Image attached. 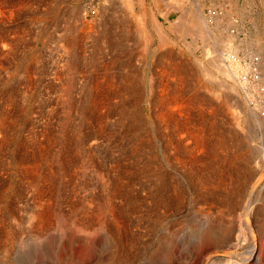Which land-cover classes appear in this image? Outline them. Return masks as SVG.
Instances as JSON below:
<instances>
[{
	"label": "rangeland",
	"instance_id": "1",
	"mask_svg": "<svg viewBox=\"0 0 264 264\" xmlns=\"http://www.w3.org/2000/svg\"><path fill=\"white\" fill-rule=\"evenodd\" d=\"M192 1L184 0V8L179 10L168 0H161L162 4L156 3L155 0H135L134 8L127 11L122 7L120 0H112L110 3L109 0H106L95 12H85L86 0H9L10 4L8 3L5 8L0 9V12L7 16L9 21L6 24L11 26H0L1 28L14 31L17 29V32H24L23 41L17 46L9 47L8 57L0 60V101L1 97L9 94L10 90L16 89L15 91L18 90L19 94L21 93L17 107L12 106L16 119L13 123L11 122L5 136L8 146L3 147L0 153V264H204L203 260L208 253H212V261L209 264H264V225L258 231V236L256 234L255 248L252 249V246L246 248L247 244L251 245V236L245 227L244 208H242L245 203L248 205L252 212L248 221L257 226L261 217L260 212L262 213L264 208V158L262 156L264 155L262 152L264 150V125L258 126L255 117L260 116L264 119V115L261 114L264 112V95L258 96L255 93H249L247 96L239 88H236L237 93H232L227 88H221V81L230 86H235V81L219 74L212 64L216 55L214 50L217 48L215 41L223 37L221 28L220 30L216 28L217 22L229 23L227 26L229 31L238 32L237 43L242 41L244 51L240 53V56H245L249 50L252 54L255 53L256 56L262 58L260 72L264 86V50H260L258 42V40L261 41L264 46V0H199L200 3L205 1L203 12L207 20V30L210 29L213 38L205 39L196 35L197 33L191 31L189 23H187L188 25L184 23V31L187 28L183 35L184 43L179 38L177 31L182 28L180 18H183V14H185L183 12H194ZM211 9L213 10L210 11ZM1 16L3 15L0 14V22L2 21ZM8 17L12 19L10 20ZM152 19H156L168 31L170 39L174 41L172 46L158 49V37L150 25ZM124 29L127 31L128 39L122 35ZM142 29H147L149 36L153 38L151 46L145 50L147 54L144 53V41L140 36ZM67 33L74 34L77 38L84 36L86 38L79 44L80 47L77 46L79 48L70 54L71 56L65 55L61 47ZM103 35L110 37L111 40L113 37H117V40H113V42L117 43L118 45L115 46L118 47L113 48L110 43L99 42V38ZM204 45H207L208 48ZM191 46L194 51L190 49ZM154 51L156 52L154 53ZM207 51H209L208 54H206ZM165 52L170 54V58L167 59V62L160 63V57ZM68 60L69 63L77 64V69L72 70L75 73L74 77L67 73L65 63ZM196 60H202L204 67L206 66L205 69L211 71L213 77L217 78L211 80L205 77L201 74L203 70L200 69L196 79L198 82H196L193 75L192 77L180 72L181 86L179 78L169 70L167 71L168 65L170 68L180 64L184 68H188V65L190 68L192 66L197 68ZM111 61L117 62H115L116 65L111 66V73L109 72L111 76L123 73L122 69H124L125 63H128L129 70L137 76L135 85L138 91L134 115L139 118L137 120L139 121L138 134H131V136L128 134L125 135V138L116 135V133L110 134L113 132L112 130L123 134L125 128L121 127V123L118 124L119 115L118 113L114 114L118 100L117 98L114 99L117 101L112 99L115 93L109 90L113 94L107 98L108 100L105 99L108 102L106 106L108 108V106L115 105L114 108L112 107L115 110L110 112V119L108 118L105 122V134L95 138L93 137L95 133L93 126L98 127L97 120L92 116L85 118L86 115L82 112V108L84 111L87 106V96L91 91L88 81L94 80L93 82L96 83L100 81L101 85H106L108 77L104 71H106L107 63ZM11 67L12 69H10ZM28 70L30 73L32 70L34 71L30 74L27 72ZM23 73L26 74V78ZM102 80L105 81L104 84ZM68 82L70 84L74 82L73 99L77 102L75 107L78 112L69 109L64 97L65 90L62 86ZM251 82L250 80L249 85ZM28 86L31 88L30 90ZM209 90H218L217 97H220H213ZM6 91L7 93H5ZM105 93L107 95V90ZM181 93L184 94L183 97ZM179 96L188 105H182L180 100L177 101L176 98L179 99ZM196 97H203L206 101L212 100L213 97V100L210 105L206 106L205 102L203 104ZM163 98L165 101L167 100L168 108L171 105V110L166 109V106L162 108L160 103ZM223 98L230 99L234 108L242 106V114L237 115L240 120L236 117L239 124L234 123L232 119L235 114L234 108L232 107L231 111V109L227 110L222 106ZM246 98H248V102ZM180 105L184 111L181 109L182 118H179L188 126L192 125L193 127L190 126V129L192 128L193 131L203 123L206 124L207 121H215L219 126L217 130L219 137L222 133H229L237 145L230 143L226 152L222 153L224 156L234 160L239 156L238 153L241 155L242 152H247L241 158L242 160H237V164L241 165L240 167L247 172L246 175L249 178H245L243 189L238 191V207L231 218L227 215L226 210L223 212L225 218L222 219L215 209L208 213L202 212L199 209L201 204L197 202L195 192L189 191V186L182 181L181 174L184 173V169L177 164L172 150L167 147V142L170 137L174 140L177 139L178 134L185 137V139L183 138L185 143H191L192 139L186 135L189 134V130L183 129L184 131L181 132L178 130V121L164 120L162 116L167 111L170 115L180 112ZM203 112L205 113L203 114ZM194 115L196 116L194 117ZM175 118L178 116L176 115ZM87 119H89L88 122ZM35 133L38 135L35 136ZM68 137L70 141H67ZM74 138L77 142L72 141ZM38 140L43 143V155L49 154L52 158L50 159L52 160L51 166L46 163L42 164L41 176L45 177L48 176L47 173L54 172V182L47 180L49 188L53 189L55 194L49 203H51L53 212L56 213V220L54 219L50 229L41 233L33 227L31 214L48 206L49 198L47 196L46 200V196H44L42 201L36 199L37 192L35 193V190L37 191L38 187L32 184L31 178L24 175L18 165V158L21 155L16 153L18 158L16 159L15 155L13 156L15 160L12 159L13 150L18 144L20 146L21 142L27 143L30 146L28 150L31 152L36 147L33 141ZM66 142L71 144L68 145ZM131 145L138 146V149L133 151ZM93 146L98 149L92 152L89 148ZM89 154L94 155V157L92 156L93 162L98 164L97 167L100 165L108 167L109 164L117 161L119 163L117 167L120 169H116V167L107 170V176H105L104 172L102 173L90 164V161L88 162L90 158L87 155ZM62 157L70 167L64 175H60L58 172L59 168L61 170L58 161ZM189 157L190 155L187 160H190ZM51 168L52 171L49 170ZM154 168L160 169L166 180H173L180 186L183 185L187 193L184 203L179 206L180 209L179 207L175 208L176 211L169 209L167 216L162 215L158 224L153 214L154 197L151 194L152 183L156 178ZM235 168H233L234 171ZM117 176L122 183L126 184L127 188L125 189L128 190L131 197L140 201V206H131V211H127L123 216V221L128 226L126 229L125 226H122V230L129 239L135 240V245L126 250L129 253L128 258L120 263L115 260L117 243L110 232L113 221L112 218L109 220V215L108 217L105 214L99 223H97L98 217L95 216L94 230H90L89 234L82 233L79 231L80 227L75 225L78 220L77 215L82 214V207L85 206L89 211L99 208L101 199L106 198L109 192V188L106 186L108 177L112 180ZM42 180V178L39 179V185L42 184ZM28 184L30 187L32 185L33 189L29 188ZM55 186L57 189H54ZM166 186L167 183L163 185L165 189ZM37 200L39 201L37 202ZM116 200L119 201V199ZM62 219L64 220L62 221ZM69 219L71 220L69 221ZM221 221H229V226L235 230L238 240L246 238L249 241L243 242L241 246L237 242L235 243L237 246L218 248L209 239H207L208 241L203 239L202 234L207 227L210 224H214L216 227V224ZM105 222H107V226L106 229H103ZM119 248L122 250L126 247Z\"/></svg>",
	"mask_w": 264,
	"mask_h": 264
},
{
	"label": "bare ground",
	"instance_id": "2",
	"mask_svg": "<svg viewBox=\"0 0 264 264\" xmlns=\"http://www.w3.org/2000/svg\"><path fill=\"white\" fill-rule=\"evenodd\" d=\"M111 1L112 0H109V3ZM139 1H141V0H139ZM160 1L161 0H155L156 3L160 2ZM200 1L199 0H193L192 1V8H193L194 12L193 11H191V12H183L185 14H183V18H180L181 27L182 28L181 29L178 28L179 31H177V34L179 35V38L183 42H184L183 35H184L185 31L187 30V28H186V30L184 31V28H183L184 23L185 24L189 23V25L191 27V31H194V33L195 34L197 33L196 35H198L200 37H203L205 39L206 38L210 39L213 36V35H211V32L209 31L210 29L208 28L209 30H207V20H206V18L204 16V12H203V10L205 8L203 3H205V1L203 3L202 2L200 3ZM17 2H19V1H17ZM168 2L173 3V5H175V7H177L179 10L180 9L182 10L184 8V6H183L184 0L183 1L168 0ZM8 3H9V0H0V9H2L3 7L5 8V5H7ZM120 3H121V5H122V7L124 9H126L127 11H130V10H132L134 8L135 0H120ZM149 7H152V6L149 5ZM161 7H160V9H161ZM212 10L213 9H211L210 11H212ZM169 11H171V10H169ZM229 11H231V10H229ZM11 12H12V10H11ZM181 13H182V11H181ZM0 14L3 15V16H1L2 21L0 22V26L1 27L2 26L5 27V25H8L6 23L9 22V21L7 20V16H4V14L1 13V12H0ZM9 14H10V12H9ZM10 15H12V14H10ZM184 15H186V16H184ZM141 16H143V15H141ZM165 16H167V15H165ZM206 17H208V16H206ZM8 18H10V17H8ZM136 18H137V16H136ZM11 19L12 18H10V20ZM137 20H139V19H137ZM214 21H216V20H214ZM172 23H174V22H172ZM172 23H171V25H172ZM150 25L152 26L153 31L156 33V36L158 37V49H165V48L173 45L174 41H172L170 39L171 36L169 37L168 31L156 19H152ZM228 25H229V23L223 24L221 22H219V23L217 22L216 28L217 29L219 28V30L221 28V35L223 37L219 38V40L215 41V43L217 44V48H216L215 45H213V47L215 46V48H216V50H214V51H216L215 52L216 55H215L214 61L212 59V61H213L212 64L217 69L219 74L223 75L226 78L230 77V78H232L235 81L234 83H235L236 87L227 85L226 83L221 81V83H220L221 88H227L229 91H232V93H234V92L237 93L236 88H239V89L247 88L249 86V81L250 80L252 81L253 77H251V79H248V78L244 79V78H241L240 75H239V70H240V67H241L239 54L244 51L243 50L244 48H242V44H241L242 41L240 43L239 42L237 43V36H238L237 34H238V32L237 31H233V30L229 31V29L227 28ZM1 27H0V60H2V58L4 59V58L8 57L9 47H12L13 45H16V46L19 45V43H21V41H23L22 39L24 38V35H23L24 32H20V31L17 32V29H16V31H14V30H8L7 28L4 29V28H1ZM9 27H11V26H9ZM174 29H177V28H174ZM263 33H264V31H263ZM67 34L68 35L64 39V44L61 47L63 48V50L65 52V55L66 54L70 55V54L73 53V51H75V49L77 48V46H79V44L82 42V40L84 41V39H86V38H85V36L84 37L81 36L82 38H77V37L74 36V34H69V33H67ZM150 34H151V32H150ZM122 35H123V37H125V39L126 38L128 39L127 31L125 29L123 30V34ZM140 36H141V38L144 41L143 50L145 51L147 48L149 49V47L151 46L153 38L151 36H149V34L147 32V29L146 30L142 29V31L140 33ZM243 37H245V36H243ZM113 40L116 41L117 37H113V39L111 40L110 37L103 35L101 38H99V42H101V43H104V44L110 43L111 46L113 45V48L114 47H118V46H115V45H118V44L114 43ZM196 42H197V40H196ZM258 42L260 44V50H264L263 43L261 41H259V40H258ZM16 46H14V47H16ZM204 46L207 47V45H204ZM190 49H192V46H191ZM209 51H207L206 54H208ZM155 52L156 51H154V53ZM144 53H146V51ZM140 54H142V53H140ZM210 54H212V53H210ZM254 56H255V53L252 54V52L248 50V53L244 56V58L246 60H250V59L252 60ZM181 57H183V56H181ZM169 58H170V54L168 52L163 53V55L160 57V63L167 62V59L169 60ZM244 58H243V60H245ZM184 60H185V58H184ZM201 61L200 60L197 61L196 62L197 66L195 65L198 68V70H197V68H193V66H192V68H190L189 65H188V68H184V66H182L180 64L178 66L175 65L176 67H174V68L173 67L170 68V66L168 65L167 71L169 70L171 73L174 74V76L179 78L178 79L179 80V85H181V86H182V82H181L182 79L180 78L181 77L180 74H179L180 72L186 73L188 76L189 75L190 76L193 75L195 77V80H196L198 78V75H199V70L201 69V70H203V73H201V74H203L205 77H207V78H209L211 80H215L213 78H215L216 76L213 77V74L210 73L211 71L210 72L207 71V69H205L206 66L204 67V65H203L204 63H202ZM261 61H262V58H260V62ZM8 62H9V60H8ZM8 62H7V64H9ZM69 62L70 61L68 60V62L65 63L66 64V70H67V73L69 75L74 77L73 75L75 73L72 70L73 69H77L76 68L77 64H74L73 62L72 63H69ZM115 62L113 63V61H111V62L107 63V65H106V68H105L106 71H104V73L107 75L106 77H108V81L106 79V81H107L106 85H104V86L101 85L102 83L100 81H99L100 84L96 83V82H93L94 80L92 82L88 81L91 91L88 94L87 99H86V105L87 106L84 108V111H83V108H82V112L85 113V115H86L85 118H90V116H92V117H95L94 118L95 120H97L96 124H98L97 125L98 127L93 126V130L95 131V133L93 134V137H95V138H97L100 135L105 134V130H104L105 129L104 128L105 122H107V120H108V118L110 116V112L112 110H115V109H116L115 110L116 113H114V114L117 115V113H118V115H119L118 116L119 118L117 119V121L119 122L118 124L121 123L120 124L121 127L125 128L126 132L124 131L123 134H121V133H118V132L112 130L113 132H111L110 134H115L116 133V135L121 136L122 138H125V135H128V134H130V136H131V134H133V135H137L138 134L137 131H138V126H139V121H137V120H139V118L136 115H134L135 106H136V96H137V91H138V88L135 85V80L137 79L136 78L137 76L134 73H132V71L129 70L128 63H125L123 65L124 66V69H122L123 73H121L119 75L117 73H114V74H117L118 76H111L110 69H112L111 66H114ZM10 69H12V67ZM241 70H243V68H241ZM245 70L246 71L247 70L250 71L248 64H247V68ZM32 71H34V70H32ZM32 71H31V73H30V70H28L27 72L32 74ZM18 72H20V71H18ZM23 75L25 76V78L27 77L26 74L23 73ZM219 80H220V78H219ZM29 81H30V79H29ZM104 82L105 81H103V84H104ZM145 82H146V80H145ZM151 82H152V79H151ZM196 82H198V81L196 80ZM219 82H218V84H219ZM73 83L71 82V84H70L68 82V83H66V85L62 84V85H65V86H62V88L65 90L64 97L66 98V102H67V105H68L69 109H72V110L76 111L77 108L75 107L76 106L75 104H77V102L73 99V92H74ZM152 84H153V82H152ZM20 85H22V84H20ZM27 85H29V83H27ZM156 85L158 86V84H156ZM28 89L30 90L31 88H29V86H28ZM28 89H26L27 92H28ZM166 89H168V88H166ZM169 89H170V87H169ZM207 89H209V88H207ZM15 90L14 89L10 90L9 94H7L8 96L5 94L6 97H4L5 96L4 95L3 97H1L2 100L0 101V153L3 150V147H5L6 145L8 146V142H6L7 140H6L5 136L8 133V128L11 126V122L13 123L14 119H16L15 118L16 114L14 115V111L12 109L13 108L12 106H16L17 105V102H19V96L21 95V93L19 94V91L17 90L18 91L17 92ZM106 90L108 92L107 95H105L106 94L105 93ZM109 90H112L113 93H115V94L110 93ZM180 91H182L181 88H180ZM217 91H210L209 90V93L211 92V95L213 97L214 96L217 97V93H218ZM5 93H7V91ZM112 94H113V96H112ZM183 95L184 94H182V97H183ZM110 96L114 97V98H112L113 100L115 98H117L118 101L114 100V101H117L116 102L117 103V107L114 105L115 109H113L114 106H112L113 108L108 106V108H109V110H108V108L106 106V103H108V102L105 99H107ZM213 97H212V100H213ZM219 97H217V98H219ZM180 98L179 99L176 98V100L177 101L180 100L182 105H184V104L188 105L187 102H184L182 100L183 98H181V99ZM196 98L198 99V101H200L202 103L205 102L206 104H204V103L203 104L206 105V106L210 105L211 102H212L211 99H209V101H206L203 97H199V98L196 97ZM173 99H171V100H173ZM190 100H191V98H190ZM222 100H223V105L222 106H224L227 110L231 109V111H232V107L234 108V106H232L233 104L231 103L232 101L230 99H228V98H223ZM246 100L248 102V98H246ZM158 101H159V99H158ZM160 104L162 105V108H164L165 106H166V109L168 108L167 100L165 101L164 98L161 100ZM160 104H159V106H161ZM191 104H190V106H192ZM182 105H180V107H179V111L180 112L172 113L170 115V113L167 111L166 113H163L162 116H163L164 120L165 119H174V120L178 121L179 125L177 124V126H179V128L178 127L177 128H178V130L180 132L183 129H185L187 131L189 130L191 133L188 131L189 134H186V135L190 136L192 141H191V143H185V141H183V138L185 139V137H181L180 134H178V137L175 140L172 139L171 137L168 138L167 147H168V149L172 150L173 156L176 159V161L178 162L177 164H179V166H181L184 169V171H183L184 173L181 174L182 178H183L182 181H183V183H186L189 186V191H194L195 192L196 197H197V202L201 204V208H199V209L202 210V212H206V213H208V212H210V211L215 209L217 211V214L220 215L221 219L225 218V214L223 212H225L224 210H226L227 215L231 218L232 214L235 213V211H236V209L238 207V201H237L238 191L243 189V187L245 185L244 184L245 183V178L246 179L249 178L248 175H246L247 172L244 171L240 167L241 165H238L239 163L237 164V160L243 158V155L245 153H247V152H245V153L242 152L241 155H240V153H238L239 156L237 158H235L234 160L232 158H228L227 156H224L222 153L226 152V149L230 145V143L232 145H234V144L237 145L235 140H233V138L229 135V133L228 134H224V133L221 132L222 134L219 137V132L217 131L219 129V126L217 125V123H215V121H207L206 124L203 123L200 127H198L196 130L194 129L195 131H193L192 128L190 129V126H192V125L189 124V126H188L187 124H185V122H181ZM170 106H169L168 109L171 110ZM243 107H244V104H243ZM241 108H242V106H240V105H239V107H235L234 108L235 114L233 113L234 117H232V119L234 120V123L236 122V124H239V123H237L238 122L237 115L239 113H240V115L242 114ZM188 109H190V108H188ZM192 110H191V112H192ZM182 111H184V110L182 109ZM77 112H78V110H77ZM204 113L205 112H203V114ZM173 115H175V116L177 115L178 118H175V116L173 117ZM196 115H194V117ZM231 115H230V117H231ZM179 117H181V118H179ZM183 118H184V116H183ZM198 120H199V118H198ZM203 120H205V119H203ZM233 120H231V121H233ZM255 120H256V124L258 126L264 125V119L261 118L260 116H256ZM88 121H89V119H87V122ZM244 127H245V125H244ZM162 128H163V126H162ZM172 128H173V125H172ZM175 133H177V131H175ZM185 133H187V132H185ZM181 134H183V133H181ZM37 135L38 134L35 133V136H37ZM67 141H70L69 137H68ZM72 141H76L77 142V140H75V138ZM33 142H34V145H36V147L35 148L33 147L35 150H33L31 152H29V150H28V148L30 146L27 143H25V142L22 143L21 142L20 146L18 144L15 147V149L13 150L12 159L15 160V158L13 156H15L16 153H19V155H21V157L19 156V158H18V154L16 155V159L18 158V165L20 166V168H21L20 170L24 173V175H26L29 178H31L32 184H34L35 187H38L37 191L35 190V193L37 192L36 199H40L41 200V199L44 198V196H46V200H47V196L49 198L48 199V204H49L48 206H45L43 209H41L39 211H36V212H33L31 214V217H32L31 221H32V224L34 225L33 227L35 228L36 231L41 233L42 231L47 230L53 224V221H54L55 216H56V213H54L53 210H52L51 203H49V202L52 201V196L53 195L55 196V194L52 191L53 189L49 188V182H48V180H50V182H52L54 180V178H53V176H54L53 173L54 172H51L49 174L47 173L46 175H48V176H45V177L41 176L42 175L41 169L43 168L42 164L46 163V165L49 164L51 166V163H52L51 161L52 160H50V159H52V158H50L51 156L49 154L47 156H45V154L43 155V153H44V149L43 148L44 147H43V143H41V141L38 140V141H33ZM66 143L69 145L70 142H66ZM74 144H76V143H74ZM107 145H109V144H107ZM32 146H33V144H32ZM131 146L133 147L132 148L133 151L138 149V146H136V147H134L133 145H131ZM89 149L93 152V151H96L95 149H98V148L93 146V147H90ZM262 152L264 153V150ZM89 153H90V151H89ZM189 155H190V157H189L190 160L189 159L187 160ZM87 156H88V158H90L88 160V162L90 161V164H92L94 167L99 169V171H101L102 173L104 172L105 176H107L106 175V171L107 170L115 169L117 166H119V163L116 161V162H113L112 164H109L108 167L107 166L104 167V166H101V165H100V167H97L98 164H96V163L94 164V162H93L94 161V159H93L94 155L89 154ZM262 156L264 158V155H262ZM101 161H102V159H101ZM58 164L61 167V170H60V168L58 170L59 174L60 175H64L65 172L67 173V170L70 167H69V163L67 161H64L63 157L58 161ZM99 164H100V162H99ZM234 167H236L235 171L233 169ZM56 168L58 169V166H56ZM57 169L55 170V172L57 171ZM116 169H120V168L117 167ZM49 170L52 171V168L49 169ZM154 170L156 172V178L154 180L155 182L152 183L151 194H152V197H154V212H153V214L155 216V220L157 221L156 223L158 224L160 222V219H161L162 215L167 216L166 214L168 213L169 209H172V210L176 211L175 208H178L181 204L184 203V200L186 198V194L187 193H186L185 189L183 188V185L180 186L176 181H173V180H166L164 174L161 173L160 169L154 168ZM117 177H116V179H112V180L108 177V179H107L108 182H107L106 186L109 188L108 189L109 192H108V195L106 196V198L101 199V203H99V205H98V202H97V205L99 206V208L97 210L95 209V210L89 211L88 208H86L85 206L82 207L83 208V209H81L82 210V212H81L82 214H80V215L76 214L78 216V220H77V222L75 221L76 222L75 225H76V227L77 226L80 227L79 231H81L82 233L89 234L90 230H94L93 229L94 226H95V224H94L95 221L94 220L96 219L95 216L98 217V222L97 223H99L100 219H103V216L105 214H107V216L109 215L110 216V217L108 216L110 218L109 220H111V218H112V221H113L112 222L113 223L112 224V229L110 228L111 229L110 232L114 236L113 239L115 240V243H117V251H116V254H115V260L120 263V262H124L128 258V254L129 253L126 250H129L130 247L135 245V240H133V238L129 239L127 237L126 233L124 232V230H122V226H125V229L128 226L126 224V222L123 221V216H124L125 213H127V211L128 212L131 211V209H130L131 206H134V205L140 206V201L138 202L136 200L137 198L133 199L131 197V195L128 192V190L125 189V188H127L126 184L122 183L121 179L119 177L117 179ZM41 178L43 179L42 180L43 182H42L41 185H39L38 181ZM257 178L261 179L260 177H257ZM27 180L29 181L30 179H27ZM166 183H167V186H166L167 188L165 189L163 187V185L164 184L166 185ZM247 183H248V180H247ZM256 183L258 184V182H256ZM52 185H54V184H52ZM31 187H33V186L31 185ZM31 187L29 185V188H31ZM192 188H194V189H192ZM31 189H33V188H31ZM54 189H57L56 186H55ZM187 191H188V189H187ZM120 196H122V197L120 198ZM99 199H96V200L98 201ZM116 199H119V201H117ZM38 201L39 200H37V202ZM246 202H248L247 199H246ZM138 203H139V205H138ZM88 206H89V204H88ZM134 208H137V207H134ZM242 208H244V213L243 214H244V217H245L244 218L245 227H246L248 233L251 236V238H250L251 239L250 240L251 241V245L247 244L246 248L252 246V249H254L255 248L254 246H255V243H256V238H257L256 234L258 236V234H259L258 231H260L262 229L261 227L264 225V208L262 209V213L260 212L261 217L259 218V220L257 219L258 220L257 226L249 223V221H248L251 218V213H252L250 208L248 207V205L245 203ZM179 209H180V207H179ZM104 218H106V217H104ZM63 220L64 219H62V221ZM70 220L71 219H69V221ZM228 222L229 221H221V222H219V224H216V227L218 225L217 228L215 227L214 224L213 225L210 224L209 227H207L206 231L202 234L203 239H206V240L209 239L210 242L213 245L217 246L218 248H227V247H230L231 245L237 246V245H235V243H237V242H238L239 246H241L243 242L247 243V241H249V240H247L246 238L241 239V240H238V238H236L237 234H235V230H232L230 228ZM29 223H31V222H29ZM106 223L107 222H105L103 224V226H104L103 229L104 228L106 229V226H107ZM241 225H242V223H241ZM71 228H72V225H71ZM106 235H107V233H106ZM204 245H206V244H204ZM119 247H126V248H122V250H120ZM211 261H212V253H208L206 255L205 259L203 260V262H204V264H209V262H211Z\"/></svg>",
	"mask_w": 264,
	"mask_h": 264
},
{
	"label": "built area",
	"instance_id": "3",
	"mask_svg": "<svg viewBox=\"0 0 264 264\" xmlns=\"http://www.w3.org/2000/svg\"><path fill=\"white\" fill-rule=\"evenodd\" d=\"M106 0H86L85 3V12H95L98 10L105 2ZM240 56V54H239ZM244 56H240V70H239V75L241 78H248L252 79V83L245 89H241L247 96L249 93H255L258 96L264 95V86L262 84V74L260 72V57L254 56L253 59L250 60H243ZM247 64L249 65L250 71H246L245 69L247 68ZM243 68V70H241ZM262 116L264 115V112H261Z\"/></svg>",
	"mask_w": 264,
	"mask_h": 264
}]
</instances>
